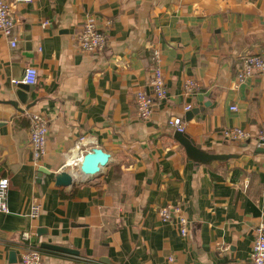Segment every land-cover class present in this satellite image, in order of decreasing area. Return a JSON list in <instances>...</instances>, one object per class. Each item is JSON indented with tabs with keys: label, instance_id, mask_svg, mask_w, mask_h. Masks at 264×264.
<instances>
[{
	"label": "crops",
	"instance_id": "0c3cea01",
	"mask_svg": "<svg viewBox=\"0 0 264 264\" xmlns=\"http://www.w3.org/2000/svg\"><path fill=\"white\" fill-rule=\"evenodd\" d=\"M13 13L16 46L0 35V177L9 179L0 264H19L27 245L43 264H249L264 221V150H256L264 73L239 83L235 75L245 56L264 58V0H32ZM87 15L107 36L100 52L76 46ZM154 49L167 97L142 121L134 95L150 91ZM26 66L38 79L22 103L12 80ZM187 79L197 83L188 93ZM33 113L48 122L46 154L35 164ZM174 116L200 149L234 156L193 160L167 124ZM229 127L250 138L223 139ZM81 138L110 155L89 176L77 170ZM61 170L69 185L56 184ZM33 201L36 219L27 216ZM166 204L187 218L186 236L175 217H159Z\"/></svg>",
	"mask_w": 264,
	"mask_h": 264
},
{
	"label": "built area",
	"instance_id": "2783aa9c",
	"mask_svg": "<svg viewBox=\"0 0 264 264\" xmlns=\"http://www.w3.org/2000/svg\"><path fill=\"white\" fill-rule=\"evenodd\" d=\"M32 0H0V35L9 39L12 47L16 46V36L14 35L15 17L13 13V5L18 3H30ZM45 20L42 25H48ZM76 46L81 51L87 53H96L102 51L107 42L106 34L98 25L97 18L93 15H87L82 23L80 31L76 35ZM154 66L149 79L150 91L137 90L134 95L136 107V115L142 121H149L154 111L156 102H160L167 97V88L163 77V72L159 66L160 54L157 49L153 50ZM264 73V58L259 54L245 56L239 69L235 75V82H242L248 77L260 75ZM38 79L37 70L33 66H26L23 78L20 81L12 80L13 84L23 83L26 85L36 84ZM197 87V83L191 79H187L183 84L186 93ZM190 105L184 107L185 110L190 109ZM236 110V106L230 107ZM167 124L176 131H184V122L179 116L170 118ZM48 136V122L43 114L33 113L30 115V127L28 136V147L31 152L32 161L38 163L46 154V144ZM221 136L228 141H245L250 138L248 131L241 127H229L222 130ZM257 145H264V120L260 123V129L257 134ZM75 147L79 150L82 157L83 153L91 150L85 146L84 138L79 139ZM83 147V148H82ZM86 147V148H85ZM80 158V157H79ZM9 188V179L0 177V211L8 212L6 202L7 191ZM41 213V204L33 201L29 204L27 216L36 219ZM159 217L163 221H170L176 218L180 235L186 236L188 221L181 214V209L173 204H166L159 208ZM28 237L27 232H23L21 239ZM249 264H264V221H260L254 228V238L250 250ZM87 260L86 258H82ZM172 256L169 260H172ZM19 264H43V254L37 247L27 245L20 254Z\"/></svg>",
	"mask_w": 264,
	"mask_h": 264
},
{
	"label": "water",
	"instance_id": "95a60500",
	"mask_svg": "<svg viewBox=\"0 0 264 264\" xmlns=\"http://www.w3.org/2000/svg\"><path fill=\"white\" fill-rule=\"evenodd\" d=\"M28 87L29 85L18 83L12 89V92L22 103H25L28 97L26 93ZM12 103L15 105V102L12 101ZM191 115H192L191 111H188L186 113L187 117ZM174 138L184 147L186 154L197 162H208L211 160L225 159V158H229L230 156H234L228 154H212L205 152L202 149H200L184 132L175 131ZM256 150H264V148L260 146ZM109 158L110 155L107 152L103 151L99 147H93L91 148V150L83 154L81 161L77 164V170L86 176L95 174L100 170L101 167L105 166L108 163ZM71 181H72L71 175L65 170H61V172H59L55 176V182L57 185H69ZM43 245H45L46 247H58V246H51L49 244H43ZM59 248L65 249L61 247Z\"/></svg>",
	"mask_w": 264,
	"mask_h": 264
},
{
	"label": "bare ground",
	"instance_id": "6f19581e",
	"mask_svg": "<svg viewBox=\"0 0 264 264\" xmlns=\"http://www.w3.org/2000/svg\"><path fill=\"white\" fill-rule=\"evenodd\" d=\"M83 156V155H82ZM82 157L80 156V158H78V163L81 161ZM77 165V164H76Z\"/></svg>",
	"mask_w": 264,
	"mask_h": 264
}]
</instances>
